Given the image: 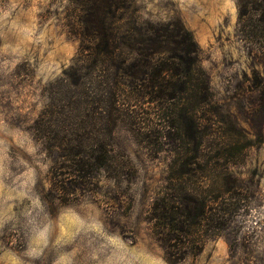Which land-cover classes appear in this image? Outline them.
<instances>
[{
	"label": "rangeland",
	"instance_id": "obj_1",
	"mask_svg": "<svg viewBox=\"0 0 264 264\" xmlns=\"http://www.w3.org/2000/svg\"><path fill=\"white\" fill-rule=\"evenodd\" d=\"M95 9L0 0V264H168L151 207L183 209L189 197L207 212L190 227L203 247L181 264H264V14L240 27L237 0H117L109 14L143 24L146 53L164 52L165 81L195 91L203 80L208 95L148 102L146 77L130 83L126 115L107 98L78 126L54 114L52 140L108 146L109 162L74 180L35 121L63 106L50 86L76 57L77 21Z\"/></svg>",
	"mask_w": 264,
	"mask_h": 264
},
{
	"label": "trees",
	"instance_id": "obj_2",
	"mask_svg": "<svg viewBox=\"0 0 264 264\" xmlns=\"http://www.w3.org/2000/svg\"><path fill=\"white\" fill-rule=\"evenodd\" d=\"M94 2L96 14L81 16L77 27L73 28L80 41L76 57L56 82L59 87L52 89L50 86L53 94L61 93L64 104L56 111L46 106L35 121V131L41 133L42 140L47 139L48 146L45 148L59 151L57 157L64 160L61 168L70 171L68 174L74 180L89 178V174L105 166L109 162L108 146L79 141L72 143L75 140L69 143L52 140L54 114L60 115L58 122L70 117L78 126L94 116V105L97 107L100 98H107L111 100V106L115 108L113 110L126 115L127 100L134 93L130 83L143 82L146 77L149 83L144 85L143 95H147L148 102L156 99L173 101L189 91L195 94L198 104H203L208 95V87L203 80L197 83L195 91L187 88L185 83L165 81L163 73L169 66L164 63V52L146 53L143 24L138 20L127 22L123 18L116 21L113 14L109 13L116 7L117 0ZM237 3L240 27L245 22H251V14H264V0H237ZM121 22H124L122 26H118ZM128 24L132 25V32L127 29ZM171 58L179 59L176 54ZM176 75L172 73V76ZM77 135L74 136L80 138ZM182 206L183 209H178L161 199L151 207L155 237L164 249L168 264H181L187 255L192 253L196 256L203 247L200 240L192 235L190 227L196 224L197 218L201 221L207 213L204 203L196 197H189L184 198ZM211 210L215 211V207L209 211L213 216L216 215ZM180 213L185 217L183 221L176 218Z\"/></svg>",
	"mask_w": 264,
	"mask_h": 264
}]
</instances>
